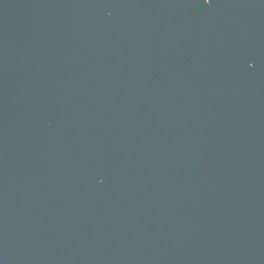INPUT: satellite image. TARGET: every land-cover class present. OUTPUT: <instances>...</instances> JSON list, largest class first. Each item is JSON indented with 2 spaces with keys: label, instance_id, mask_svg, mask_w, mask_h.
<instances>
[{
  "label": "water",
  "instance_id": "1",
  "mask_svg": "<svg viewBox=\"0 0 264 264\" xmlns=\"http://www.w3.org/2000/svg\"><path fill=\"white\" fill-rule=\"evenodd\" d=\"M0 264H264V0H0Z\"/></svg>",
  "mask_w": 264,
  "mask_h": 264
}]
</instances>
